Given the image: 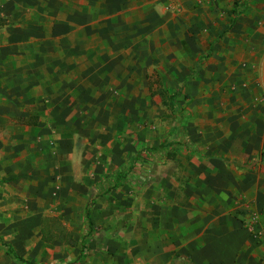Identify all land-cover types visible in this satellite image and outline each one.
I'll list each match as a JSON object with an SVG mask.
<instances>
[{
	"label": "crops",
	"instance_id": "1",
	"mask_svg": "<svg viewBox=\"0 0 264 264\" xmlns=\"http://www.w3.org/2000/svg\"><path fill=\"white\" fill-rule=\"evenodd\" d=\"M236 1L227 62L243 65L260 118L242 133V183L227 180L241 203L203 201L201 169L182 193L150 169L160 147L133 118L149 90L145 21L163 0H0V176L40 209L5 217L3 243L32 264H264V0Z\"/></svg>",
	"mask_w": 264,
	"mask_h": 264
},
{
	"label": "rangeland",
	"instance_id": "2",
	"mask_svg": "<svg viewBox=\"0 0 264 264\" xmlns=\"http://www.w3.org/2000/svg\"><path fill=\"white\" fill-rule=\"evenodd\" d=\"M230 7L239 9L236 0H163L154 8L145 21L154 40L149 53L152 63L143 64L149 90L140 97L133 121L152 126L154 138L149 148H160L149 155L154 158L150 169L156 173L166 169L171 192L182 193L186 184L194 183L187 169L197 168L201 169L203 201L217 195L222 203L231 198L241 203L246 193L241 185L230 192L227 180L242 183L244 174L237 167L248 162L242 159V133L250 120L260 118L251 109L257 99L248 88L247 75L233 72L243 65L227 62L224 41L238 20L237 11L229 12ZM7 134L6 128H0V153L3 141L9 140ZM2 161L3 155L0 165ZM220 169L225 171L215 174ZM7 181L12 178L0 176V186L5 187L3 182L8 185V196L0 203V230L9 226L4 223L7 216L40 213L23 200L24 185ZM46 212L51 214V210ZM2 243L0 236V256L7 255Z\"/></svg>",
	"mask_w": 264,
	"mask_h": 264
},
{
	"label": "trees",
	"instance_id": "3",
	"mask_svg": "<svg viewBox=\"0 0 264 264\" xmlns=\"http://www.w3.org/2000/svg\"><path fill=\"white\" fill-rule=\"evenodd\" d=\"M3 246L6 248V252L7 254L11 255L12 258H14L15 260H17L18 262H20L21 264H32L29 261H26L25 259L19 257L14 250L11 248L10 245L6 244V243H2Z\"/></svg>",
	"mask_w": 264,
	"mask_h": 264
},
{
	"label": "built area",
	"instance_id": "4",
	"mask_svg": "<svg viewBox=\"0 0 264 264\" xmlns=\"http://www.w3.org/2000/svg\"><path fill=\"white\" fill-rule=\"evenodd\" d=\"M250 230L253 232V234H255L256 237L259 236V232L256 231L255 227L253 226V224L249 225Z\"/></svg>",
	"mask_w": 264,
	"mask_h": 264
}]
</instances>
